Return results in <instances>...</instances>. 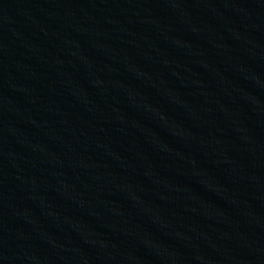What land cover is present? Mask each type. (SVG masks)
Masks as SVG:
<instances>
[{
  "label": "water",
  "instance_id": "95a60500",
  "mask_svg": "<svg viewBox=\"0 0 264 264\" xmlns=\"http://www.w3.org/2000/svg\"><path fill=\"white\" fill-rule=\"evenodd\" d=\"M156 264H264V0H8Z\"/></svg>",
  "mask_w": 264,
  "mask_h": 264
}]
</instances>
